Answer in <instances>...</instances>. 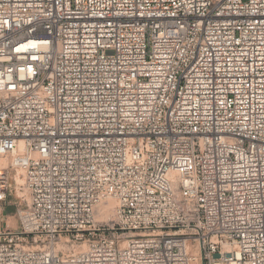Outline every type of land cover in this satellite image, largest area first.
I'll list each match as a JSON object with an SVG mask.
<instances>
[{
	"label": "built area",
	"instance_id": "obj_1",
	"mask_svg": "<svg viewBox=\"0 0 264 264\" xmlns=\"http://www.w3.org/2000/svg\"><path fill=\"white\" fill-rule=\"evenodd\" d=\"M14 174L0 264H264V0H0Z\"/></svg>",
	"mask_w": 264,
	"mask_h": 264
},
{
	"label": "rangeland",
	"instance_id": "obj_2",
	"mask_svg": "<svg viewBox=\"0 0 264 264\" xmlns=\"http://www.w3.org/2000/svg\"><path fill=\"white\" fill-rule=\"evenodd\" d=\"M14 177L18 179V186L15 184V182L12 183V191L8 196L7 205L4 210L0 211V222L1 225L17 229L19 227V222L16 216L17 207L19 206V202H21L22 205L25 206L29 198L26 193L22 194L24 191L19 188V184L23 183V180H21L22 177L17 174H14ZM111 213V216L106 214V219L109 217H113V210Z\"/></svg>",
	"mask_w": 264,
	"mask_h": 264
},
{
	"label": "bare ground",
	"instance_id": "obj_3",
	"mask_svg": "<svg viewBox=\"0 0 264 264\" xmlns=\"http://www.w3.org/2000/svg\"><path fill=\"white\" fill-rule=\"evenodd\" d=\"M17 180H18V179H17ZM112 209H113L112 206H109V207L107 208V210H106V211H107L106 213H107L108 215L112 214V213H111V212H112ZM110 216H111V215H110ZM105 218H106V217H105Z\"/></svg>",
	"mask_w": 264,
	"mask_h": 264
},
{
	"label": "water",
	"instance_id": "obj_4",
	"mask_svg": "<svg viewBox=\"0 0 264 264\" xmlns=\"http://www.w3.org/2000/svg\"><path fill=\"white\" fill-rule=\"evenodd\" d=\"M219 255L217 254L216 257H218Z\"/></svg>",
	"mask_w": 264,
	"mask_h": 264
}]
</instances>
